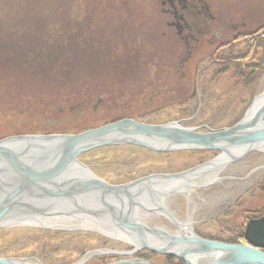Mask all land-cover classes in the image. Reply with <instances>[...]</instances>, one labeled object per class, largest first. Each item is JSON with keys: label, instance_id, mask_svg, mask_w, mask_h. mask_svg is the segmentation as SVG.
<instances>
[{"label": "rangeland", "instance_id": "obj_1", "mask_svg": "<svg viewBox=\"0 0 264 264\" xmlns=\"http://www.w3.org/2000/svg\"><path fill=\"white\" fill-rule=\"evenodd\" d=\"M207 1L217 18L238 30L225 32L221 43H208L193 61H180L157 0H0V141L81 134L119 118L176 122L201 133L243 121L264 94V0ZM220 155L124 145L95 149L79 161L104 182L122 186L231 160ZM217 175L223 180L208 185ZM205 181L206 187L190 195L167 196L165 207L206 240L247 245V225L264 214V150L228 163L222 173L206 169L195 183ZM206 191L215 193L217 204L208 221ZM137 214L149 228L178 232L164 216L142 209ZM58 220L62 224L54 228L0 229V258L26 264H79L87 258L81 264H105L112 256L122 261L148 253L156 263L162 262L157 255L169 256L137 250L130 239L108 237L78 218Z\"/></svg>", "mask_w": 264, "mask_h": 264}, {"label": "water", "instance_id": "obj_2", "mask_svg": "<svg viewBox=\"0 0 264 264\" xmlns=\"http://www.w3.org/2000/svg\"><path fill=\"white\" fill-rule=\"evenodd\" d=\"M257 100L243 121L216 132L201 133L198 128L176 122L151 125L123 119L81 134L12 136L0 141V229L37 226L36 221L41 219L62 224L56 221L58 217L69 216L113 239H130L137 250L149 249L185 264H264V217L247 225L244 236L248 245L227 244L198 236L191 222H178L164 205L169 195H190L206 187V181L195 183L206 175V169L222 173L228 163L264 150V94L261 103ZM124 145L166 153L219 150L221 158L231 160L224 159L223 163L219 158L208 166L180 174L154 175L122 186L104 182L79 161L80 156L95 149ZM214 182L219 181L214 177L207 184ZM138 209L164 216L178 227V232L149 228L141 221ZM0 264L26 263L0 258ZM111 264L152 263L131 259Z\"/></svg>", "mask_w": 264, "mask_h": 264}, {"label": "flooded vegetation", "instance_id": "obj_3", "mask_svg": "<svg viewBox=\"0 0 264 264\" xmlns=\"http://www.w3.org/2000/svg\"><path fill=\"white\" fill-rule=\"evenodd\" d=\"M157 1L161 6L162 14L166 16V26L172 34V39L178 42H175L177 47L175 46V52L173 50V53L174 55H179L178 58H181L180 61H193L197 55L202 53L200 52L202 49H206L208 43H221L225 41V32L230 30L236 32L238 30L237 25H231V23L226 22L222 18H217L212 12L207 0ZM224 13L232 17V13L228 10H225ZM179 39H181L183 45L178 46ZM184 51L185 55L183 54ZM208 194L206 191V196L203 197L204 203L206 204L207 221L215 218L213 212L215 213L217 210V204L214 203L216 200V197H214L215 193L212 195L211 193ZM174 208L176 211L173 212L172 210V212L175 214L178 213L179 206L176 205ZM192 208L193 206H189V210ZM261 216L263 218L264 214ZM262 250L264 251V249Z\"/></svg>", "mask_w": 264, "mask_h": 264}, {"label": "trees", "instance_id": "obj_4", "mask_svg": "<svg viewBox=\"0 0 264 264\" xmlns=\"http://www.w3.org/2000/svg\"><path fill=\"white\" fill-rule=\"evenodd\" d=\"M261 42V41H259ZM37 43V46H38V42ZM120 119H123V118H119L117 120H112L111 122H108V123H105L101 126H104V125H108V124H111V123H114L116 121H119ZM137 120V119H136ZM138 121V120H137ZM99 127V126H97ZM92 128H96V127H92ZM91 128V129H92ZM82 132V131H80ZM4 231V230H1V232ZM224 243H229V244H240L239 242H233V241H225ZM138 258H141V259H145L149 262H151L152 264H185L184 261L180 260V259H177V258H174V257H169V256H160V255H157L158 257H161L162 258V262L161 263H156L155 260L153 259H150V256L151 255H148V253H141L140 255H136ZM111 258H113L110 262H106L105 264H110L112 262H116L118 260H120V256H112ZM156 258V257H155Z\"/></svg>", "mask_w": 264, "mask_h": 264}, {"label": "bare ground", "instance_id": "obj_5", "mask_svg": "<svg viewBox=\"0 0 264 264\" xmlns=\"http://www.w3.org/2000/svg\"><path fill=\"white\" fill-rule=\"evenodd\" d=\"M215 178L218 180V181H220L221 179H222V177L221 176H219V175H217V176H215ZM189 205H191V204H189ZM171 212V211H170ZM178 221V220H177ZM191 221V220H190ZM179 222V221H178ZM27 224H29V223H27ZM36 224H38V225H41V226H45V227H50V226H52V225H54L55 224V221H45L44 219H41V220H39V221H36ZM57 224V223H56ZM94 227H96V226H94Z\"/></svg>", "mask_w": 264, "mask_h": 264}]
</instances>
